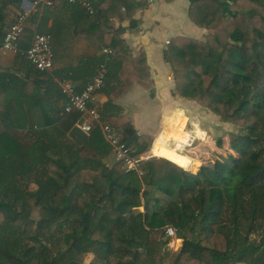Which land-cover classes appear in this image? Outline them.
I'll use <instances>...</instances> for the list:
<instances>
[{
  "label": "trees",
  "instance_id": "trees-1",
  "mask_svg": "<svg viewBox=\"0 0 264 264\" xmlns=\"http://www.w3.org/2000/svg\"><path fill=\"white\" fill-rule=\"evenodd\" d=\"M100 1L94 15L63 0L54 4L70 10L78 36L113 51L90 59L83 71L94 76L95 66L109 57L101 90L109 100L100 120L141 156L151 151L153 138L139 135L129 117L108 107L134 83L151 84L146 57L124 56V29L114 25L126 19L135 26L134 14L143 4ZM233 8L234 13L225 14L221 0L193 2L189 15L207 29V40L176 37L164 52L175 94L237 127L229 135L234 154L224 161L200 167V160L186 155L182 166L152 154L140 161L141 174L128 171L121 161L108 166L113 150L100 127L89 134L79 130L82 115L65 112L61 88L65 102L59 109L45 90L42 97L35 93L34 82L21 83L14 74L0 78V91L17 93L6 99L0 114V264H163L167 226L183 240L167 264H264V0H236ZM62 24L55 21L48 31L53 53L62 41ZM8 28L1 15L0 43ZM33 36L26 27L21 52L28 50ZM34 68L50 92L64 81ZM190 158L199 163L196 173ZM31 184L37 189H29ZM143 202L148 205L145 214L133 211ZM30 226L36 235L53 238L51 245L39 240L36 249L28 239ZM58 229L66 230L55 238ZM87 255H93L89 263Z\"/></svg>",
  "mask_w": 264,
  "mask_h": 264
},
{
  "label": "crops",
  "instance_id": "crops-1",
  "mask_svg": "<svg viewBox=\"0 0 264 264\" xmlns=\"http://www.w3.org/2000/svg\"><path fill=\"white\" fill-rule=\"evenodd\" d=\"M42 1L19 0L17 3H12L8 0H0V16H4L8 28L15 22L19 13H27L29 18L26 27L32 29L34 34L36 32L48 33L53 28L55 21L63 23L62 41L56 45L54 68L50 74H56L54 79L57 82L59 78L72 82L76 91L80 92L93 77L84 73L85 64L90 59L104 54L103 48L98 47L93 40L77 35L79 26L76 24L70 10L62 7L60 3L47 7ZM134 1L143 4L134 14L135 26H131L130 21L126 19L115 20L114 25L115 28L123 27L124 29L122 38L127 47L122 54L129 59H134L140 54H144L146 57L151 84L149 87H145L134 83L124 96L114 101L112 108H108L129 117L139 135L153 138L151 151L154 156L161 155L176 164L179 162L178 159H181L182 162L178 165L186 166V155L169 147L168 143L175 141L177 147H179L180 143L186 141L188 136L185 130L186 121L187 119L190 120L191 115L192 119L199 121L201 119L214 120L216 115L208 109L200 107L196 102L175 94L173 71L171 65L164 59V52L170 41L176 37H185L201 42L207 40V29L193 21L189 15L192 3L198 0ZM235 1L221 0L225 14L235 12L233 8ZM67 6L69 5L67 4ZM108 58L106 57L103 63L107 64ZM98 66H95V70ZM38 72L23 56L19 57V55L9 53L2 57L0 61V78L8 74H14L21 83L26 80L31 81L30 83L34 82L36 94L39 91L42 97L45 90L47 96L52 100V105L57 106L59 109L62 108L65 100L60 94L61 86L59 85L58 88L50 92L47 83L45 84L44 76ZM16 94L14 90L0 91V114L4 112L2 109L5 106L6 99ZM58 97H61V100H58ZM108 100L105 93L99 92L91 106L101 113ZM32 107L35 110L37 122L40 121L41 123L42 116L38 104H34ZM151 109L153 117L148 114ZM224 124L228 125L229 123ZM226 136L229 142V134H226ZM231 153L234 154L233 151ZM116 161V157L114 162L109 157L106 163L111 166ZM193 161L195 162V168L192 172L196 173L199 163ZM206 162H201L200 167ZM135 210H142L145 214L148 211V205L143 202L142 207L133 211ZM178 241H180L179 244ZM182 245L183 240L176 237L167 244V247L171 253H178Z\"/></svg>",
  "mask_w": 264,
  "mask_h": 264
},
{
  "label": "built area",
  "instance_id": "built-area-1",
  "mask_svg": "<svg viewBox=\"0 0 264 264\" xmlns=\"http://www.w3.org/2000/svg\"><path fill=\"white\" fill-rule=\"evenodd\" d=\"M71 6H80L89 15L95 14V6L100 0H63ZM47 7L54 6L55 0H43ZM29 16L27 13H19L15 22L4 33L0 43V61L5 55L12 53L17 55L22 53L26 59L40 71L50 73L53 69L54 53L51 42L52 37L49 33L36 32L32 38L30 47L27 51L21 52L20 39L26 28ZM103 53L107 56L112 55L113 51L103 48ZM107 76V64L101 63L93 76L86 83L82 91L77 92L72 82L64 80L60 83L63 95L66 97L65 112L79 111L81 118L76 127L85 134H89L97 125L100 127L105 140L112 147L117 161L124 163L128 171H137L141 174L139 164L142 159L150 158L146 155L135 156V149L121 142L117 131L109 124L100 120V113L91 106L95 96L101 92L105 85ZM166 236L169 242L177 237V230L173 226L166 227Z\"/></svg>",
  "mask_w": 264,
  "mask_h": 264
},
{
  "label": "rangeland",
  "instance_id": "rangeland-1",
  "mask_svg": "<svg viewBox=\"0 0 264 264\" xmlns=\"http://www.w3.org/2000/svg\"><path fill=\"white\" fill-rule=\"evenodd\" d=\"M148 114L151 117H153L152 109L149 111ZM215 117L216 118H214V120L201 119V121L192 119V115L190 116V120L186 118L187 121H186L185 130L188 134L186 141L183 143H180L179 147H177V144L175 141L174 142L170 141L168 143L169 147L177 149V151L179 153L189 155L192 158L200 160L201 162H203V161L206 162L207 160H209L206 162V163H208V162H213L216 159H222L223 161L226 160L228 158V155L231 153L229 142H228V137L226 136V134L230 135V133L236 132L238 129L233 124H230V123H229L230 125L224 124V122H222L220 120V118L217 117V115ZM160 127H162V126H160ZM161 131H162V129H161ZM219 140L222 141V146L220 148L217 146V142ZM146 156H149L150 158L154 157L152 155V151H149L146 154ZM115 157H116V155L112 152V154L110 155V160L114 162ZM178 160H179L178 163L182 162L181 159H178ZM29 189L34 191L37 189V186L35 184H31ZM135 212H142L143 213L142 210H135ZM71 226H73V224H71ZM64 230H66V229H61V230L58 229L54 233V237L55 238L59 237L58 235L64 233L65 232ZM27 231H28L27 232L28 239L30 238L31 241L36 243L35 244L36 249L38 248V241L39 240H41L43 242V244H45L47 247H49L51 245L53 238L44 237L42 235V233L36 235L37 231L32 226H30L27 229ZM57 233H59V234H57ZM37 236L39 237V239ZM257 239H258L257 237H256V239H254L255 244L258 242ZM165 248H166V256H165L163 264H167L168 256L171 253L168 250L167 246ZM92 259H93V255L85 256V262L86 263H89ZM101 264H116V262L114 260H111L110 262L103 261V262H101Z\"/></svg>",
  "mask_w": 264,
  "mask_h": 264
}]
</instances>
